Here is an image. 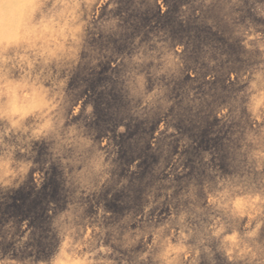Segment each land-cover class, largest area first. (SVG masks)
Wrapping results in <instances>:
<instances>
[{
	"label": "clouds",
	"instance_id": "obj_1",
	"mask_svg": "<svg viewBox=\"0 0 264 264\" xmlns=\"http://www.w3.org/2000/svg\"><path fill=\"white\" fill-rule=\"evenodd\" d=\"M118 8V0H0V197L29 178L38 191L52 165L65 193L63 209L49 203L46 213L50 254L37 258L28 220H9L0 225V242L12 249L0 252V264H218L217 257L223 264H264V24L252 19L264 21V0L182 4L180 22L195 19L241 50L233 60L202 44L195 63L192 44L163 30L146 39L141 32L116 53L109 38L131 31ZM147 8L168 11L164 0H132L130 11ZM105 62L117 70L112 79L126 104L121 115L159 119L150 140L160 152L156 179L145 187L139 209L118 218L95 199L129 184L115 174L118 149L111 133L96 139L88 127L93 103L79 95L82 86L69 87L77 73L98 71ZM185 76L189 83L173 95ZM197 114L228 130V172L216 166L218 153L204 151L196 173L177 183L188 172L181 153L191 141L178 137L173 125L179 118L199 123ZM170 137L177 138L171 156ZM38 145L46 147L42 163L36 162Z\"/></svg>",
	"mask_w": 264,
	"mask_h": 264
},
{
	"label": "rangeland",
	"instance_id": "obj_2",
	"mask_svg": "<svg viewBox=\"0 0 264 264\" xmlns=\"http://www.w3.org/2000/svg\"><path fill=\"white\" fill-rule=\"evenodd\" d=\"M164 2L168 11L161 15L158 8H147L143 12L138 10L130 11L132 0H118L119 8L116 11V15L127 14L124 17V24L131 31L126 32L118 40L109 38L108 43L112 45L113 50L118 54L124 53L131 39L139 33L144 32L146 39L148 32L163 30L168 33L169 38L173 41L192 44L193 55L191 59L195 63L196 54L199 52L200 46L202 44H211L202 37L208 27L198 24L195 19H191L186 23L178 20L179 7L187 3L188 0H164ZM245 14L251 17L249 12ZM252 19L254 23L264 24V21ZM224 42L223 39L216 40L213 45L218 47L229 59L238 60V53L235 56L233 48L227 47ZM94 43H99V41H94ZM232 44L234 47L239 48L236 43ZM98 68V71L93 70L86 75L77 73L69 87L76 89L82 86V91L79 95H87L88 100L86 102L93 103L95 120L88 127L96 131V139L100 140L105 134L111 133L112 142L118 149L115 161L117 165L115 174L118 178L126 177L129 180V184L125 189L116 192H113L111 188L106 189L95 198L97 203L103 202L106 210L110 211L114 218H118L128 210L139 209L145 187L156 179L153 176V170L159 161L155 159L154 153L159 152V149L153 151L150 147V140L156 131L159 119H154L151 122L137 121L121 115L126 109V104L112 79L113 75L117 74V70L111 69L108 62L99 65ZM217 82L221 85L223 84L222 80ZM187 83H189V78L185 76L183 80L177 82L174 86L173 95H176L178 90ZM107 85H111V87L108 88L106 87ZM197 118L199 123L194 119H187L186 123L185 118H179L173 125L178 137H187L191 141L189 148L181 153L184 157V167L188 169V172L185 177L177 176V183L196 173V161L204 151L218 153L216 166L222 172H228L226 155L223 152V140L228 135V130H217L218 121L215 119L209 120L207 115L200 117L197 114ZM125 119H127V124H125L126 132L122 135H117L115 129ZM169 139L171 141L169 144L171 156L177 152V138L170 137ZM43 146L38 145L35 149L37 152L36 162L38 163H42L46 155V150ZM135 160L140 161L137 165V171L129 173V166ZM61 175L57 166L52 165L46 173L44 184L38 191L34 189L31 178H29L20 189L0 197V225L7 223L9 220H14L17 225L24 220H28L29 227L33 229V239L30 246L35 249L37 258H46L54 244L52 238L48 236L49 217L46 213L49 203H54L58 210H62L65 206L64 189L62 186H58ZM163 211L166 212V209ZM92 212L93 209L90 207L89 214H92ZM11 249V243L0 242V252L7 254ZM217 260L218 264H223L219 257H217Z\"/></svg>",
	"mask_w": 264,
	"mask_h": 264
},
{
	"label": "bare ground",
	"instance_id": "obj_3",
	"mask_svg": "<svg viewBox=\"0 0 264 264\" xmlns=\"http://www.w3.org/2000/svg\"><path fill=\"white\" fill-rule=\"evenodd\" d=\"M170 7V6H169ZM161 22V21H160ZM202 27V26H201ZM202 37H203V39L206 41V42H208V43H211V44H213V43H215L216 42V40H220V39H223L225 42V44H226V46L228 47V46H230L231 48H233V51H234V54H235V56H237L236 54L238 53V56H239V53H240V49L239 48H236V47H234L233 46V44H229L228 43V41L226 40V39H224V37L222 36V35H220V34H218V33H216V32H212L209 28H208V30H206V32L205 33H203V35H202ZM219 44V43H218ZM196 57V56H195ZM238 59V58H237ZM194 62H195V60H194ZM82 75V74H81ZM174 127V126H173ZM148 128V127H147ZM152 128V127H151ZM184 134H186V133H184ZM214 134V133H213ZM212 134V135H213ZM43 148L46 150V147L45 146H43ZM154 157H155V159H157L158 161H159V158H160V152H157L156 154L154 153ZM187 167V166H186ZM58 186H62V179L61 178H59V182H58ZM62 188H63V186H62Z\"/></svg>",
	"mask_w": 264,
	"mask_h": 264
}]
</instances>
